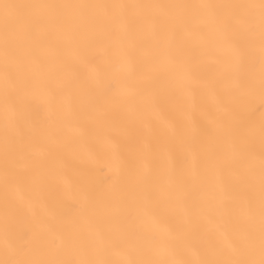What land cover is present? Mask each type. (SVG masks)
Returning <instances> with one entry per match:
<instances>
[{"label": "snow or ice", "instance_id": "obj_1", "mask_svg": "<svg viewBox=\"0 0 264 264\" xmlns=\"http://www.w3.org/2000/svg\"><path fill=\"white\" fill-rule=\"evenodd\" d=\"M0 264H264V0H0Z\"/></svg>", "mask_w": 264, "mask_h": 264}, {"label": "bare ground", "instance_id": "obj_2", "mask_svg": "<svg viewBox=\"0 0 264 264\" xmlns=\"http://www.w3.org/2000/svg\"><path fill=\"white\" fill-rule=\"evenodd\" d=\"M16 2H20V0H16Z\"/></svg>", "mask_w": 264, "mask_h": 264}]
</instances>
